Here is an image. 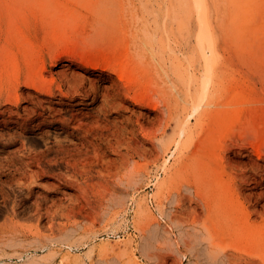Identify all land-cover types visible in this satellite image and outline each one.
I'll return each instance as SVG.
<instances>
[{
	"label": "rangeland",
	"instance_id": "374dc122",
	"mask_svg": "<svg viewBox=\"0 0 264 264\" xmlns=\"http://www.w3.org/2000/svg\"><path fill=\"white\" fill-rule=\"evenodd\" d=\"M181 2L0 0V264H264V0Z\"/></svg>",
	"mask_w": 264,
	"mask_h": 264
},
{
	"label": "bare ground",
	"instance_id": "6f19581e",
	"mask_svg": "<svg viewBox=\"0 0 264 264\" xmlns=\"http://www.w3.org/2000/svg\"><path fill=\"white\" fill-rule=\"evenodd\" d=\"M181 1H182V2L180 3V4H181V7L178 8V9H182V10H181V11H180V10H176V11H180L181 14H182V12H183V16L181 15V18H183V17L185 18V17L188 16V15H189V16H193V14L195 13V14H196L195 17H197V14H198V16H199V17H197V18L199 19V22H200L199 25H201V26H200L201 28L203 27V25L206 26L207 28L210 26V25H209V20L206 21L207 16H208V3H206L207 0H205V1H204V0H192V2L195 3V4H194V5H195L194 7H192L193 4H192L191 0H187V1H189V3L191 4V6H190L191 8H190L189 6H188V7H189V8H188L187 6H185V5L183 4V2H186V0H181ZM69 2H70V1H69ZM69 2H68V3H69ZM176 2L178 3V2H180V0H179V1L176 0ZM229 2H230V0H229ZM231 2H232V1H231ZM186 5H187V4H186ZM199 5H200V6H199ZM178 6H180V5L178 4ZM178 6H177V7H178ZM194 8H195L196 10H195ZM190 9H192V12H191ZM193 9H194V13H193ZM172 10H173V8H172ZM166 11H167V9H166ZM196 11H197V13H196ZM172 13H173V11L171 12V14H172ZM189 13H192V15H190ZM171 14H170V15H171ZM177 14H178V13H177ZM172 15H173V14H172ZM172 15H171V17H172ZM58 16H59V15H58ZM72 16H73V14H72ZM72 16H71L70 18H71L72 20L74 19V21H76V20H77L76 18H78V17H76L77 15H76V16L74 15L73 17H72ZM184 18H183V21H184V22H182V20H181L180 22H182V24L179 22V23H178L179 25H182V26L186 25V24H185V23H186V20H185ZM197 18H196V19H197ZM188 19H189V18H188ZM88 22H89V21H88ZM199 22H198V23H199ZM207 28H206V30L209 31V28H208V29H207ZM59 29H60V28H59ZM59 29H58L59 32H60V31H61V32L64 31L63 29H62V30H59ZM59 32H57V33H55V34L57 35V34H59ZM62 33H63V32H62ZM60 35H61V33H60ZM67 35H68V34H66V36H67ZM64 36H65V34H64ZM58 37H59L60 40H62L61 38L63 37V35L61 36V38H60V36H58ZM58 37H55L56 40H55V38H54L55 42L57 41V43L61 42L59 39H57ZM65 38H66V37H63L64 40H65ZM82 38L85 40V38H87V37L83 36ZM66 39H67V38H66ZM86 40H88V38H87ZM89 40H90V39H89ZM62 42H63V40H62ZM79 42H80L79 44H81V45L73 44V46L75 45V46L73 47V48H74L73 50H71V48H72L71 45H72V44L69 43V44H71V45H69V46H71V48H70L71 51H67V53H68V54H69V52L72 53V51L75 52V51H76V45H78V46H84L85 43L87 44V43H89L90 41H88V42L85 41L84 44H82L83 42L80 41V40H79ZM81 42H82V43H81ZM66 43H67V42H66ZM74 43H75V42H74ZM67 45H68V44H66L65 49H66V48H69V46L67 47ZM85 46H86V45H85ZM85 46H84V48H85ZM80 48H82V47H80ZM85 49L89 50V47H87V48H85ZM66 50H69V49H66ZM66 50H65V51H66ZM78 50H79V49H78ZM65 51H63V52H65ZM82 51H83V50H82ZM77 52H81V51H76V54H77ZM83 52L86 53L87 51L84 50ZM83 52H81V54H82ZM88 53H89V51H88ZM64 54H66V53H64ZM68 54H67V55H68ZM78 54H79V53H78ZM59 55H60V53H59ZM72 55H73V54H72ZM13 67H14V70H15V67H16V66L13 65ZM16 68H17V67H16ZM40 70H41V68H39V70H38L39 73H40ZM13 74H14V71H13ZM40 75H42V74H40ZM16 79H17V78H16ZM16 79H15V80H16ZM236 117H237L236 115H232V118L230 117L229 121L232 120V122H233L234 120H236ZM185 120H186V119H185ZM239 122H240V120H239ZM235 123H236V122H235ZM184 124H185V122H184ZM240 124H241V122H240ZM227 125H228V124H227ZM231 125H233V124H231ZM239 126H240V125H239ZM241 126H242V125H241ZM227 128H228V127H227ZM251 128H252V129H251ZM254 128H255V127H254ZM254 128H253V126H252V127H250L251 130H250V129H249V130L252 131ZM182 129H183V128H182ZM239 129H240V128H239ZM244 129H245V127H244ZM246 129H248V128H246ZM258 129H260V127H258ZM258 129H257V127H256V130H258ZM263 129H264V127H263ZM231 130L234 131V132H235V131H238L237 128L234 129V130L231 128ZM240 131H243V132H244L245 130H243V129L241 130V129H240ZM240 131H239V132H240ZM246 131H248V130H246ZM258 131H259V130H258ZM258 131L256 132L255 130H253L252 134L255 132V133H254V136H256V138L253 137L254 139H257V138H258L257 134L259 135V133H260L262 130H261L260 132H258ZM263 131H264V130H263ZM223 132H224V131H223ZM239 132H238V133H239ZM232 133H233V132H232ZM238 133H237V134H238ZM241 133H242V132H241ZM246 133H247V134H246ZM246 133L244 132V134H245L246 136H244V134H241V136H240L239 134H238V135H239L240 137H242V139H243V136H244V137H245L244 139L248 140L247 138L250 137V139L252 140L251 137H252L253 135H251V133H250L249 131L246 132ZM248 133H250V135H249ZM256 133H257V134H256ZM263 133H264V132H262V134H263ZM221 134H222V133H221ZM255 134H256V135H255ZM219 135H220V134H219ZM222 135H223V134H222ZM222 135H221V136H222ZM248 135H249V136H248ZM260 135H261V134H260ZM260 135H259V136H260ZM263 135H264V134H263ZM263 135H262V136H263ZM221 136H220V137H221ZM236 136H237V135H236ZM239 136H238V137H239ZM247 136H248V137H247ZM222 137H223V136H222ZM226 137H228V136H226ZM240 137H239V138H240ZM260 137H261V136H260ZM216 139H217V138H216ZM224 139H225V138H224ZM227 139H228V138H227ZM244 139H243V140H244ZM250 139H249V140H250ZM254 139H253V141H255ZM260 139H261V138H260ZM220 140H222V139H220ZM220 140H219V138H218V141L216 140V146H217V149H220V147H221V141H220ZM244 141H245V140H244ZM258 141H259V143L256 145V147H255L254 144H253V145H254V147H255V148H254V149H255L254 151H255V153H256V156L260 157V156L262 155V153H264V152H263L264 142H260L261 140H256V142H258ZM262 141H264V136L262 137ZM223 143H224V141H222V144H223ZM213 144H214V143H213ZM213 144H212V146H213ZM251 145H252V144H250L249 146L251 147ZM224 146H225V145H224ZM224 146H223V148L225 149ZM252 147H253V146H252ZM252 147H251V148H252ZM213 148H214V146H213ZM223 148H222V149H223ZM166 149H167V146H166ZM169 149H170V148H169ZM252 149H253V148H252ZM164 150H165V149H164ZM211 150H212V149H211ZM168 151H169V150H168ZM254 151H253V152H254ZM165 152H166V151H165ZM210 152H211V151H209V154H210ZM214 152H215V151H214ZM216 152H217V151H216ZM220 152L222 153V151H220ZM224 152H225V151H224ZM223 154H224V153H223ZM213 155H216V156L214 157ZM213 155H210L211 158H209V157H208L209 155L207 154V157L209 158V160H207L208 158H206V160H207L208 162H209V161L212 162V161L214 160V161H216V162H214L215 164H217V162H218L221 166H219V168L216 169V170H221L220 167H223V168H224V166H223V165H224L223 157H222L221 155H219V154H213ZM191 157H192V156H191ZM191 157H188V158H191ZM212 158H213V159H212ZM182 163H184L185 166L187 167V165H186L187 163H185V162H182ZM182 163H180V164H181V166H183V169H185V167H184V165H183ZM181 166L179 165V168L182 169ZM225 166H226V164H225ZM215 167H216V166H215ZM180 171H182V170L179 169V172H180ZM217 172L219 173V171H217ZM221 173H222V171H221ZM229 173H230V172H229ZM220 175H221V174H220ZM227 175H229V174H227ZM218 176H219V175H218ZM221 176H223V175H221ZM215 177H216V174H215ZM219 178H220V177L217 178V181H218ZM221 179H222V177H221ZM221 179H219V181H222V182L226 183L224 180H221ZM214 180H215V179H214ZM214 182L216 183V180H215ZM214 182H213V183H214ZM234 182H235L234 176H233V175H231V176L229 175V176H228V180H227V185H228V186L224 185L225 189H223L222 191L220 190V191H221V194H222L223 191H225L226 189H228V188H226V187H229V189H228V190H229V194L226 193V192H224V193L227 194V195H225V194L223 193L225 196L222 195V197L224 196V197H225L224 199H226V200L228 199L227 201H229V204H230V202L233 200V201H235V202L237 203V205L240 206V211H239V209H238V210L236 209L235 204L232 205V206H234V207H232L231 204H230V206L232 207V210H233V209H234V211L237 210V211H238L239 213H241V214L243 215V217H244V218H243V219H244V223L241 224V222H243V219H242V221L239 220V222H240V224H241V227H244V228L248 229L247 231H246V229H245L246 232L249 231L250 233L252 232L251 234H254L253 232H254L256 229H257V232H258L259 227H262L261 225H264V221H263L261 224H256V223H253V222L251 221L250 217H251L252 212L250 211V212H251V213H250V212L248 211L249 209H247V206L245 207V205H244V201H241L242 199L240 198L239 193H238V190H239V189L237 190V188H238L239 186H238V187H237V186L235 187V184H236V183L234 184ZM150 183H151V182H150ZM220 184H221V183H220ZM220 184H219V186H220ZM238 184H239V183H238ZM241 184H242V183H241ZM216 185H218V184H216ZM222 185H223V184H222ZM236 185H237V184H236ZM239 185H240V184H239ZM212 186H213V185H212ZM221 187L223 188V186H221ZM221 187H220V188H221ZM234 187H235V188H234ZM222 188H221V189H222ZM197 190H198V189H197ZM218 190H219V189H218ZM220 191H219V192H220ZM226 191H227V190H226ZM198 192H199V191H198ZM198 192L196 191V193H197L196 196H197V195H198V196L200 195V193L198 194ZM227 192H228V191H227ZM240 194H241V193H240ZM228 195H230L229 198L227 197ZM201 196H202V195H201ZM226 197H227V198H226ZM229 199H231V201H230ZM233 201H232V202H233ZM232 202H231V203H232ZM235 202H234V203H235ZM205 203H206V205H208V204H207L208 202H205ZM209 205H210V204H209ZM209 205H208L207 208L211 209L212 207H209ZM146 208L148 209V207H146ZM207 208H205V209H206V212H205V213L208 214V213H209V212H208L209 209H207ZM238 208H239V207H238ZM211 210H212V209H211ZM211 210H209V211H211ZM237 211H236V212H237ZM148 212H149V211H148ZM238 212H237V213H238ZM150 213H151V212H150ZM162 213H163V212H162ZM212 213H213V212H212ZM212 213H210V214L213 216ZM239 213H238V214H239ZM193 214H194V213H193ZM207 214H205L206 218H209V219L212 218V217H207ZM162 215H166V214L163 213ZM194 215H195V214H194ZM194 215H193V216H194ZM233 215H234V214H233ZM236 215H237V214H236ZM151 216H153V214H152ZM208 216H209V214H208ZM216 216H217V215H216ZM216 216H215L214 219H216ZM239 216H240V214H239ZM239 216H238V217H239ZM163 217H164V216H163ZM165 217H166V216H165ZM168 217H169V216H168ZM194 217H195V216H194ZM233 217H235V218L237 219V222H238V219H239L240 217L238 218V217H236L235 215H234ZM148 218H150V216H148ZM148 218H147L145 221H147V222L149 223V219H148ZM152 218H153V217H152ZM166 218H167V217H166ZM166 218H165V219H166ZM235 218H234V220H235ZM195 219H196V217H195ZM150 220H152V219L150 218ZM153 220H154V221H153ZM153 220H152V222H154V225H156L157 228H155V229L152 228V229H154V230L151 229V230H152V231L150 230L151 232H153V231H155V230L158 231L157 229H158V227H159V226H157L158 223L155 224V223H156V222H155V221H156V217L153 218ZM132 221H133V220H132ZM145 221H143V222H145ZM162 221H163V220H162ZM166 221H167V219H166ZM166 221H165V222H166ZM196 221H197V219H196ZM196 221H195V222L192 221V222L195 224ZM210 221H211V220H210ZM210 221H209V222H210ZM212 221L214 222V220H212ZM212 221H211V222H212ZM126 222H127V221H126ZM133 222H134V221H133ZM163 222H164V221H163ZM163 222H162V223H163ZM165 222H164V223H165ZM173 222H175V221H172V223H173ZM197 222H198V221H197ZM204 222H205L204 225L202 224L203 222H201V224H202L203 227L207 224V223H206V220H204ZM209 222H208V223H209ZM134 223H135V226H136V223H137V222H134ZM140 223H141V222H140ZM140 223H138V224H140ZM145 223H146V222H145ZM145 223H143V225H142L143 227H144V226L146 227L147 224H145ZM164 223H163V224H164ZM172 223H171V226H173L176 222L173 223V225H172ZM193 223H192V224H193ZM214 223H215V222H214ZM214 223H213V224L211 223V224L213 225V226L211 225L212 227L209 226L210 224H208V226H205V227H208V228L211 227L212 229H214L213 231H215V233H216V230H215V229H217V227H219V225L221 226L222 224H219V221H217V220H216V223H215L216 226L214 225ZM217 223H218V225H217ZM235 223H236V221H235ZM235 223H234V224H235ZM141 224H142V223H141ZM149 224H151V222H150ZM163 224H160V225H163ZM158 225H159V224H158ZM165 225H166V224H165ZM238 225H239V224H238ZM135 226H134V227H135ZM175 226H177V224L174 225L173 228H175ZM178 226H179V225H178ZM234 226H236V225H234ZM124 227H125V226H124ZM145 227H144V228H145ZM150 227H151V226H150ZM150 227H149V229H150ZM152 227H153V226H152ZM162 227H164V226H162ZM205 227H204V229H205ZM213 227H214V228H213ZM215 227H216V228H215ZM222 227H224V225H222V226L220 227V229H221ZM126 228H127V227H126ZM144 228H143L142 230H144L145 233H144V232H143V233L146 234V236H147V232H146V230H145ZM147 228H148V227H147ZM147 228H146V229H147ZM164 228H165V227H164ZM229 228H232V227H229ZM162 229H163V228H162ZM212 229L209 228V229H208L209 232H210V230L212 231ZM220 229H219V230H220ZM234 229H236V228H234ZM234 229H233V231H234ZM160 230H161V227H160ZM163 230H164V229H163ZM205 230H206V229H205ZM219 230H218V231H219ZM222 230H223V228H222ZM222 230H220V231H222ZM225 230H226V232H228V230H229V232H230L231 229H228V230L225 229ZM238 230H241V229L238 228ZM238 230H237V231H238ZM242 230L244 231V229H242ZM261 230H262V229H261ZM235 231H236V230H235ZM243 231H242V232H243ZM161 232H163V231H160V233H161ZM206 232H208V231H206ZM223 232H225V231H223ZM242 232H241V233H242ZM246 232H245L244 234H246ZM263 232H264V231H263ZM156 233H157V232H156ZM158 233H159V232H158ZM148 234H149V233H148ZM154 234H155V232H154ZM154 234H152V235H154ZM210 234H211V233H210ZM223 234H225V233H223ZM160 235H161V234H160ZM160 235L158 234V236H160ZM256 235H257V234H256ZM256 235H254V236H256ZM258 235H259V233H258ZM246 236L248 237L249 235L246 234ZM246 236H245V237H246ZM150 237H151V236H150V234H149V236H148L147 239H149ZM152 237H153V236H152ZM161 237H162V236H161ZM161 237H159V238H161ZM247 237H246V239H247ZM249 237H250V236H249ZM142 238H143V237H142ZM144 238H146V237L144 236ZM251 238H252V237H251ZM251 238H249V239H251ZM147 239H145V240L148 241ZM154 239H155V238H154ZM254 239H255V238H254ZM143 240H144V239H142V241H143ZM160 240H161V239H159V241H160ZM247 240H248V239H247ZM252 240H253V239H252ZM252 240H250V241L252 242ZM64 241H65V240H64ZM151 241H153V240H151ZM62 242H63V241H62ZM144 242H145V241H144ZM148 242H149V241H148ZM154 242H155V243L157 242L156 244L159 245L158 241H154ZM160 242H161V241H160ZM244 242H247V241L244 240ZM253 242H254V241H253ZM257 242H259V241H257ZM149 243H150V242H149ZM149 243H148V246L150 245ZM152 243H153V242H152ZM137 244H138V243H137ZM141 245H142V244H141ZM146 245H147V244H146ZM151 245H152V244H151ZM137 246H138V245H137ZM148 246H147V247H148ZM153 246H154V245H153ZM160 246H161V244H160ZM160 246H159V247H160ZM147 247H146V248H147ZM150 247L153 248L152 246H150ZM151 248H150V249H151ZM157 248H158V247H157ZM137 249H138V248H137ZM153 249H154V248H153ZM155 249H156V246H155ZM155 249H154L153 251H155ZM161 249H162V248H161ZM135 250H136V249H135ZM139 251L141 252V250L138 249L137 252H139ZM157 252H158V250H157ZM132 254H133V253H132ZM139 254H140V253H139ZM141 254L143 255V257L146 256L145 253L143 254V253L141 252ZM141 254H140V255H141ZM151 254H153V252H152ZM142 255H141V256H142ZM248 255H250V254L248 253ZM252 255H253V254H252ZM155 256H157V255H155ZM253 256H254V255H253ZM152 257L154 258V256H152ZM263 257H264V256H263ZM145 258H146V257H145ZM155 258H157V257H155ZM148 260H149V259H148ZM150 260H151V259H150ZM150 260H149V261H150ZM170 260L172 261L173 259H170ZM263 260H264V258H263ZM151 261H152V260H151ZM153 261H154V263H155V262H158L159 260L156 261V260L154 259ZM165 261H166V259H165ZM161 262H162V261H161ZM134 264H138V263H135V262H134ZM157 264H160V261H159ZM161 264H162V263H161ZM164 264H165V263H164ZM171 264H174V263L172 262Z\"/></svg>",
	"mask_w": 264,
	"mask_h": 264
}]
</instances>
